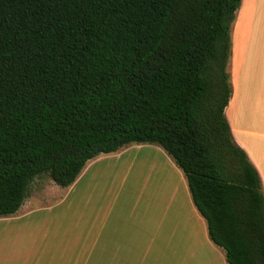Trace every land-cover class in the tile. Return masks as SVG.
Here are the masks:
<instances>
[{"label": "trees", "instance_id": "1", "mask_svg": "<svg viewBox=\"0 0 264 264\" xmlns=\"http://www.w3.org/2000/svg\"><path fill=\"white\" fill-rule=\"evenodd\" d=\"M242 0H0V218L32 181L156 145L182 172L227 264H264V196L231 137Z\"/></svg>", "mask_w": 264, "mask_h": 264}, {"label": "crops", "instance_id": "2", "mask_svg": "<svg viewBox=\"0 0 264 264\" xmlns=\"http://www.w3.org/2000/svg\"><path fill=\"white\" fill-rule=\"evenodd\" d=\"M249 5V0L241 1L232 28L228 68L231 96L224 115L233 142L244 152L258 174L264 196V94L249 91L253 82L264 85V44H252L253 40L254 43L259 42L253 38L264 37V32L245 29L246 32L239 37L243 32L238 28L239 19L242 10L245 9L246 14ZM238 69H243V75L239 77ZM156 149L162 155L158 158L160 164H157L160 173L148 191L144 220L140 221L138 216L136 221L128 223L117 219L110 223L99 221V225L94 221L87 222L85 243L98 246L100 261L122 260L130 264H181L188 261V264H193L189 260H193L196 252L201 250L205 259L203 264H227L223 250L209 240L206 222L192 202L184 175L161 148ZM26 201L25 198L14 215L0 218V224L8 228L5 231L15 245L26 240H38L37 231L41 230V223L35 219L36 209L25 205ZM118 213L117 210L116 218ZM9 257L12 256L0 255V261H7ZM19 257L16 256L17 260L9 264H41L45 259L41 253L23 260Z\"/></svg>", "mask_w": 264, "mask_h": 264}, {"label": "rangeland", "instance_id": "3", "mask_svg": "<svg viewBox=\"0 0 264 264\" xmlns=\"http://www.w3.org/2000/svg\"><path fill=\"white\" fill-rule=\"evenodd\" d=\"M249 2L240 24L243 32L239 37L246 32L245 29L264 32V0ZM253 39L259 42L254 43L253 40L252 44H264V37ZM237 41L239 45V38ZM238 70L237 77L243 75V69ZM242 88L243 85L240 86ZM249 91L264 94V85L253 82ZM156 148L159 147L132 144L118 153L100 155L89 161L78 182L67 188L58 187L45 175L35 178L27 191L25 205L36 209L35 219L41 223V230L37 231L38 240H26L15 245L5 231L8 228L0 224V255L12 256L7 258L8 262L0 261V264L15 262L16 256L23 260L39 253L45 256L41 264H130L122 260L100 261L98 246L85 243L84 228L91 221L99 225V221L110 223L116 219L128 223L136 221L138 216L140 221L144 220L148 191L160 173L158 158L162 155ZM196 254L189 261L203 264L205 259L201 250Z\"/></svg>", "mask_w": 264, "mask_h": 264}, {"label": "bare ground", "instance_id": "4", "mask_svg": "<svg viewBox=\"0 0 264 264\" xmlns=\"http://www.w3.org/2000/svg\"><path fill=\"white\" fill-rule=\"evenodd\" d=\"M246 2H248V1H246ZM244 14H245V9L242 10L241 17H240L239 23H238V28H240V24L242 23V18H244Z\"/></svg>", "mask_w": 264, "mask_h": 264}]
</instances>
